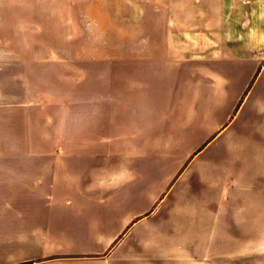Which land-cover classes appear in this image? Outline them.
I'll return each mask as SVG.
<instances>
[{"label":"crops","instance_id":"1","mask_svg":"<svg viewBox=\"0 0 264 264\" xmlns=\"http://www.w3.org/2000/svg\"><path fill=\"white\" fill-rule=\"evenodd\" d=\"M101 7L107 27L132 35L79 64L61 50L77 8L0 0V264H204L262 252L264 0ZM138 227L149 239L125 247Z\"/></svg>","mask_w":264,"mask_h":264},{"label":"rangeland","instance_id":"2","mask_svg":"<svg viewBox=\"0 0 264 264\" xmlns=\"http://www.w3.org/2000/svg\"><path fill=\"white\" fill-rule=\"evenodd\" d=\"M103 4V0H62L63 9L67 8L69 6H74L78 10V27L75 29L69 30L68 28L62 29V42H61V50L62 52H77L79 56V64L84 62V59L87 58H101L105 53L116 51L117 45L113 44L111 42H115L117 39L112 37H116L119 34L120 35H132V32L124 33L122 34L121 31L118 34V29L109 28L107 27L111 23H106L103 20L104 14L101 12V5ZM90 9L89 12L86 11V9ZM70 20V13H63V21L69 22ZM132 31V30H131ZM82 69V70H81ZM83 67L79 66V80H82L84 78L83 73ZM195 174L193 175V180L195 179ZM184 182H180L176 188V190L173 193V198L177 195L178 192L181 191L182 185ZM171 199H169L167 202H170ZM158 217H161V215H158ZM153 221V220H152ZM119 222V221H118ZM155 222V221H154ZM190 222V221H189ZM175 223V222H174ZM187 221H178V224L175 223V225H178V229H181L185 227L187 224ZM141 227L143 228L144 225ZM195 228V226H193ZM140 227L134 229L127 237L124 238V246H131V245H138L146 242L147 239L145 236H142L144 233H141V236H139L138 231ZM165 229H169V227H166ZM194 230V229H193ZM176 232H181V230H178ZM183 232V231H182ZM204 232H207L205 230ZM161 240L159 243H170V239L166 240L165 238H158ZM201 242L203 244L211 243L210 240L212 237H201ZM190 243L200 242L198 239L190 238ZM175 243L178 242L181 244L183 242L182 238H176L174 241ZM188 242V241H184ZM117 251L115 254H112V256H116ZM242 255L238 256V259L236 261H230L228 259H225L224 257L219 260H213V262L216 264H264V250L261 252H255L251 256H249L247 259L240 258ZM156 264H163L161 260L156 259ZM204 264H210L213 263L210 260L206 259Z\"/></svg>","mask_w":264,"mask_h":264}]
</instances>
